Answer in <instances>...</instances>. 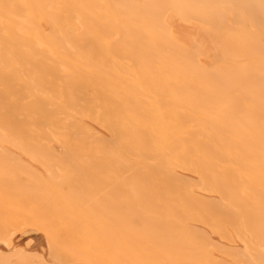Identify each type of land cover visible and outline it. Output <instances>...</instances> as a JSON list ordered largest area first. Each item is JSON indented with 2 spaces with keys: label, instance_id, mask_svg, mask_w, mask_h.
I'll list each match as a JSON object with an SVG mask.
<instances>
[{
  "label": "bare ground",
  "instance_id": "1",
  "mask_svg": "<svg viewBox=\"0 0 264 264\" xmlns=\"http://www.w3.org/2000/svg\"><path fill=\"white\" fill-rule=\"evenodd\" d=\"M0 148H58L35 153L112 195L117 264H252L264 0H0Z\"/></svg>",
  "mask_w": 264,
  "mask_h": 264
},
{
  "label": "rangeland",
  "instance_id": "2",
  "mask_svg": "<svg viewBox=\"0 0 264 264\" xmlns=\"http://www.w3.org/2000/svg\"><path fill=\"white\" fill-rule=\"evenodd\" d=\"M37 150L59 149L0 148V264H117L112 195L97 189L94 181L89 189L67 181L63 174L75 171L74 162L56 155L40 158ZM56 192L80 198L88 194L89 201L66 208ZM98 203L107 207L105 213L96 208ZM59 214L75 223L68 225ZM237 236L244 240L248 233ZM30 239L40 243L42 258L28 253ZM248 247L252 264H262L257 252L264 253V245Z\"/></svg>",
  "mask_w": 264,
  "mask_h": 264
}]
</instances>
